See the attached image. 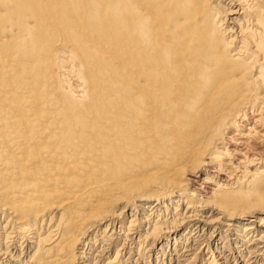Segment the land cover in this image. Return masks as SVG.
<instances>
[{"label": "bare ground", "instance_id": "obj_1", "mask_svg": "<svg viewBox=\"0 0 264 264\" xmlns=\"http://www.w3.org/2000/svg\"><path fill=\"white\" fill-rule=\"evenodd\" d=\"M205 211L261 251L264 0H0V264H132Z\"/></svg>", "mask_w": 264, "mask_h": 264}, {"label": "rangeland", "instance_id": "obj_2", "mask_svg": "<svg viewBox=\"0 0 264 264\" xmlns=\"http://www.w3.org/2000/svg\"><path fill=\"white\" fill-rule=\"evenodd\" d=\"M154 201L155 200H153V202ZM170 206H171V208H175L177 206V204L171 203ZM148 208H150V207H148ZM185 208H186V203H184V202L181 203V206L179 207V212L180 213L184 212L183 210ZM170 212L172 213V210ZM52 214L49 215V217L52 216ZM134 214H135L134 211L129 212L127 214V218L129 219L131 217H134ZM148 215H149V213L146 210V212L143 211L142 215L140 214V216L139 215L138 216L136 215V216L139 219H146L148 217ZM217 215H218L217 213L210 214V213H207V211H205L202 216L205 217L204 219H207L208 225H206V227L209 228V230L202 231L201 229L196 230L194 228L195 229L194 234H196V235L192 238H191V236L190 237L188 236L189 234L186 235V233H185L189 229L192 230V228L194 227L193 224H189V226H182L181 228L177 229L174 233L170 234L169 237L167 236V237H164L165 239L157 241L158 243L157 242L154 243L152 241H149V246L147 247V249L144 252L146 254L150 253L149 255H151V257H152L150 259L148 258V255H146L144 252H142V254H140L141 256H139V258L137 260L138 252H137L136 246H134V247L129 246V248L126 249L127 253L123 254L122 260L126 261L128 255L131 254L130 256L132 257V259H131L132 264H264V246H263V244H260V246H259L262 248L257 249V250H261L260 252H257L255 254H250V256H249L246 253L247 251L242 250L244 247H247V246H245V244H244V246L241 248V246L243 245L242 243H240L242 238L238 237V235H237V237H236V235H233V234H236L238 231V229L236 227H234V226L231 227L233 229L235 228L234 232L233 231H226V229H227L226 226L220 227L218 225V223L212 222L217 218ZM261 215H263V214L262 213H256L255 218L246 217V219H255L256 220ZM169 217H170V215L168 216V218ZM156 218L157 217L155 216L154 220H156ZM163 220H164V218H163ZM48 223H49V220L46 219L45 224L43 226L46 228L48 226ZM55 225H56V223L54 225H50V226H52L51 229H53V227ZM166 225L171 226V223L167 222ZM166 225H165V227H166ZM217 226H219L220 229H215ZM143 227H144V229H145V227L149 228L150 225L147 226V223L145 222V223H143ZM187 228H188V230H187ZM262 230H264V227L261 229V231ZM219 231H221V232H219ZM198 235H199V237H197ZM187 237H189V240L186 241L185 239ZM122 240L123 239H120L119 241H113V247L109 253H100V252H98V249H94L90 254L89 253L86 254L87 255L86 260L88 259V260L92 261L91 263H89V262H86V263H88V264H107L108 261H111L115 257V254L118 252V249L120 248V245L123 242ZM175 240H179L180 244L176 243ZM2 241L0 242L1 244H2ZM81 241L83 242V244H85L87 242V239L84 238ZM168 242H169V245H168L169 247L167 249L165 248V255L161 256V253H159V250L162 249L163 246L167 247ZM182 244H184V245H182ZM174 247H178L176 252H179V253L177 255H174L175 254V252L173 251ZM35 248H36L35 245L31 244L30 248H28V249H24L23 246L20 249L18 248V250L14 249L13 254L17 256V257L13 258V259H15V261H17L15 264L27 263L24 261L30 259ZM151 248H153L152 251H150ZM183 248H184L183 251H186V252L183 253V255H182L181 253H182ZM253 248L254 247H251L249 249L252 250ZM189 250H191V251H189ZM252 251H254V249ZM123 252H125V250ZM211 255H213L215 258L214 262H211L212 261V259L210 258ZM120 258H122V257H120ZM155 258L157 259V261L155 260ZM22 259H23V261H22ZM19 260H21V263H18ZM82 261H84V260H78V263L81 264Z\"/></svg>", "mask_w": 264, "mask_h": 264}]
</instances>
